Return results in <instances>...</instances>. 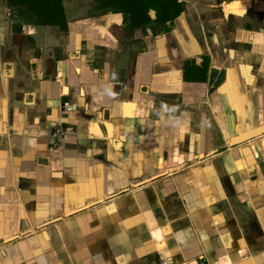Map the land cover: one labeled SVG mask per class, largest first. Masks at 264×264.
Listing matches in <instances>:
<instances>
[{
    "label": "crops",
    "instance_id": "obj_1",
    "mask_svg": "<svg viewBox=\"0 0 264 264\" xmlns=\"http://www.w3.org/2000/svg\"><path fill=\"white\" fill-rule=\"evenodd\" d=\"M234 1L62 0L63 31L0 0V264H264V0Z\"/></svg>",
    "mask_w": 264,
    "mask_h": 264
},
{
    "label": "trees",
    "instance_id": "obj_2",
    "mask_svg": "<svg viewBox=\"0 0 264 264\" xmlns=\"http://www.w3.org/2000/svg\"><path fill=\"white\" fill-rule=\"evenodd\" d=\"M161 0H101L104 7L116 8L131 16V24L139 26L150 21L149 10L156 9ZM9 7L22 8L21 13L28 16L33 23L42 26H57L67 30V20L62 0H5ZM227 8L230 13L243 15L249 4L242 0L234 1ZM160 20V17L157 18Z\"/></svg>",
    "mask_w": 264,
    "mask_h": 264
},
{
    "label": "built area",
    "instance_id": "obj_3",
    "mask_svg": "<svg viewBox=\"0 0 264 264\" xmlns=\"http://www.w3.org/2000/svg\"><path fill=\"white\" fill-rule=\"evenodd\" d=\"M63 108L70 111L71 108L68 104H64ZM66 131L58 124H54L51 133V141L53 145H57L65 136Z\"/></svg>",
    "mask_w": 264,
    "mask_h": 264
}]
</instances>
